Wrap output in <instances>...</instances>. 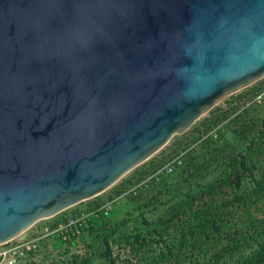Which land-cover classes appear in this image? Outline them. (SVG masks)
<instances>
[{
  "label": "water",
  "instance_id": "water-1",
  "mask_svg": "<svg viewBox=\"0 0 264 264\" xmlns=\"http://www.w3.org/2000/svg\"><path fill=\"white\" fill-rule=\"evenodd\" d=\"M262 75L264 0H0V243Z\"/></svg>",
  "mask_w": 264,
  "mask_h": 264
},
{
  "label": "rangeland",
  "instance_id": "rangeland-1",
  "mask_svg": "<svg viewBox=\"0 0 264 264\" xmlns=\"http://www.w3.org/2000/svg\"><path fill=\"white\" fill-rule=\"evenodd\" d=\"M235 114L241 117H233ZM244 120L252 127L248 141L235 132ZM253 139L255 150L252 155L258 164L264 163V75L217 99L214 105L201 113L187 129L175 132L162 147L125 172L105 191L53 216L37 220L25 231L30 232L34 226L39 228L44 225H49V230H55L58 223L67 222L71 215L80 216L105 200L115 198L107 215L98 213L97 216L91 215L80 220V236L63 239L69 227L63 226L43 237L36 249L24 256L18 264L137 263L142 255L154 253L160 246L155 241L148 243L147 240L153 237V231L150 229L153 226L146 225V222L154 223L158 217L167 215L168 210L180 199V193L186 194L198 182L208 181L216 176L224 158L222 154L233 148L235 152H244L247 144ZM166 165L173 166L171 173H166ZM240 214L241 209L234 206L231 212L224 215L223 220L236 222L237 229L240 230ZM256 214L261 216L264 212ZM107 227H116L109 238V253L103 241V231ZM174 227L177 228V220L164 231L162 239L173 238L176 233ZM39 230L44 232L43 228ZM135 235L145 237L146 242L142 248L133 250V247L135 249L137 246L133 240ZM225 241L224 239L222 243ZM12 242L8 241L2 246H8ZM160 243L162 245V242ZM202 257L181 255L178 262L205 264L206 258ZM170 264H175L174 260L170 261Z\"/></svg>",
  "mask_w": 264,
  "mask_h": 264
},
{
  "label": "trees",
  "instance_id": "trees-1",
  "mask_svg": "<svg viewBox=\"0 0 264 264\" xmlns=\"http://www.w3.org/2000/svg\"><path fill=\"white\" fill-rule=\"evenodd\" d=\"M233 117L238 119L241 115ZM243 124L235 132L248 141L252 127L246 120ZM254 144L253 139L244 152H235V148L226 151L215 177L198 182L186 194L180 193V199L167 215L158 217L154 223L146 222L153 226L150 228L153 237L148 243L155 241L160 246L154 253L142 255L135 264H170L172 260L179 264L181 255H203L205 264H264V214H256L264 212V163L258 164L254 159ZM234 206L241 209L240 230L236 222L223 220ZM175 219L177 228L174 227L173 238L162 239ZM115 230L116 227L104 228L107 253L110 251L109 238ZM133 240L137 243L133 250L142 248L146 242L141 235L133 236Z\"/></svg>",
  "mask_w": 264,
  "mask_h": 264
},
{
  "label": "built area",
  "instance_id": "built-area-1",
  "mask_svg": "<svg viewBox=\"0 0 264 264\" xmlns=\"http://www.w3.org/2000/svg\"><path fill=\"white\" fill-rule=\"evenodd\" d=\"M166 173H171L173 171L172 165H166L165 167ZM161 169H158L160 171ZM114 199H107L104 202L100 203L96 208L90 210L87 213H83L80 216H73L67 218V222L58 223L57 228L55 230H49V225L34 226L30 232H24L19 235L17 238L11 239L9 241H13L10 245L3 247L2 245L7 243H0V264H18L21 259L27 254L31 253L36 249L39 242L43 237L48 234H51L53 231H58L63 226H69L66 229L67 234L63 235V239L78 237L82 234V227L80 221L82 218H86L87 216L95 215L98 213L103 215H107L113 205ZM40 228H43L44 232H40Z\"/></svg>",
  "mask_w": 264,
  "mask_h": 264
}]
</instances>
